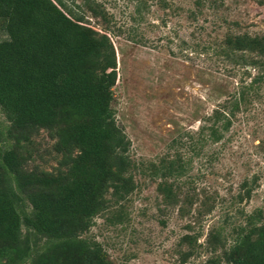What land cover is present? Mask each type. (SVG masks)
<instances>
[{
  "label": "rangeland",
  "instance_id": "374dc122",
  "mask_svg": "<svg viewBox=\"0 0 264 264\" xmlns=\"http://www.w3.org/2000/svg\"><path fill=\"white\" fill-rule=\"evenodd\" d=\"M97 1L112 17L118 56L112 106L138 170L135 191L98 215L84 238L99 243L112 264H207L215 257L227 264L225 250L247 220L264 224V79L247 93L221 140L212 139L208 126L264 73V66L246 68L240 57L221 52L229 34L264 37V6L258 0ZM3 28L0 41L7 39ZM0 123L9 125L1 107ZM55 143L42 130L27 148L28 169L55 172L62 158ZM179 158L186 171L170 181L180 185L182 201L167 206L152 169ZM188 197L193 205L183 203Z\"/></svg>",
  "mask_w": 264,
  "mask_h": 264
},
{
  "label": "trees",
  "instance_id": "16d2710c",
  "mask_svg": "<svg viewBox=\"0 0 264 264\" xmlns=\"http://www.w3.org/2000/svg\"><path fill=\"white\" fill-rule=\"evenodd\" d=\"M1 23L7 39L0 41V107L9 125L0 123V264H112L99 243L84 238L98 215L137 187L131 141L112 106L118 80L112 17L97 0H0ZM221 52L240 57L246 68H263L257 58L264 59V37L229 34ZM263 79L260 73L227 110L215 112L213 140L223 138ZM42 130L62 155L55 172L28 169L27 148ZM152 170L162 179L163 203L179 204L180 185L170 178L184 175L183 159H164ZM183 240L192 242L189 235ZM222 259L264 264V224L248 219Z\"/></svg>",
  "mask_w": 264,
  "mask_h": 264
}]
</instances>
